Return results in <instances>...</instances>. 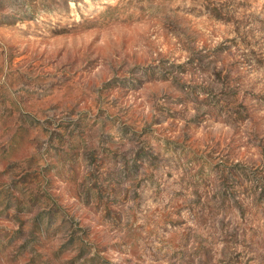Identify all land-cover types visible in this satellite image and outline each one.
<instances>
[{
	"label": "rangeland",
	"instance_id": "374dc122",
	"mask_svg": "<svg viewBox=\"0 0 264 264\" xmlns=\"http://www.w3.org/2000/svg\"><path fill=\"white\" fill-rule=\"evenodd\" d=\"M0 264H264V0H0Z\"/></svg>",
	"mask_w": 264,
	"mask_h": 264
}]
</instances>
